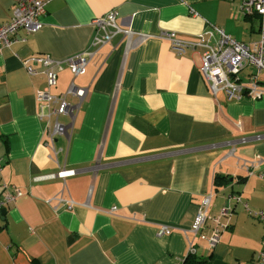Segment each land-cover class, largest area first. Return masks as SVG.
Segmentation results:
<instances>
[{"label": "crops", "instance_id": "1", "mask_svg": "<svg viewBox=\"0 0 264 264\" xmlns=\"http://www.w3.org/2000/svg\"><path fill=\"white\" fill-rule=\"evenodd\" d=\"M12 8L13 0H0L1 24ZM111 10L133 36L114 35L83 75L57 74L52 95L71 83L86 92L69 134L49 149L35 100L45 79L29 76L22 62L89 50L92 20ZM40 22L38 32L20 30L0 48V183L20 192L0 212V264H182L189 251L183 231L209 193L204 235L222 208L232 215L220 219L226 227L214 248L195 239L194 254L214 264H254L264 224L246 208L264 211V95L213 97L200 76V50L176 56L159 36L189 41L212 25L249 44L258 39V16H241L239 0H52ZM259 80L264 89V73ZM66 102L77 100L67 95ZM70 170L73 176L47 177ZM58 195L74 207L62 208ZM160 226L170 235L158 237Z\"/></svg>", "mask_w": 264, "mask_h": 264}, {"label": "built area", "instance_id": "2", "mask_svg": "<svg viewBox=\"0 0 264 264\" xmlns=\"http://www.w3.org/2000/svg\"><path fill=\"white\" fill-rule=\"evenodd\" d=\"M52 0H13L12 17L7 23H0V48H8L14 43V35L23 30L26 35L38 32L42 26L40 18L45 14L46 6ZM239 13L241 16L256 15L259 18L258 39L249 44L241 43L227 34L221 28L207 26L196 38L189 41H182L173 32H163L159 38L168 42L170 49L176 56H182L186 51L201 52L200 76L206 82L212 96L223 92L228 101L237 100L245 96L251 100H258L264 95L259 77L264 73V0H239ZM117 13L111 10L100 18L92 20L94 36L90 43V49L81 54L72 56L63 61H56L48 56H33L22 62V65L29 76L41 74L45 79V89L38 91L35 95L38 104V120L44 121L46 136L50 143L48 148H53V141L56 136H67L72 125L76 110L85 96V90L70 84L69 90L61 95H52L50 89L56 86L57 74L67 69L73 79L85 72L88 63L96 53L110 42L114 35L120 33L127 42L133 36L130 28L122 29L117 24ZM139 41L149 38L147 35H138ZM249 73L242 78L245 70ZM67 95L74 97L77 103L71 105L66 102ZM65 116L69 119L67 124H61L59 117ZM257 164V160H255ZM74 171H60L48 178H65L73 176ZM20 195V192L4 183H0V212L12 204ZM212 194L209 193L202 198L197 209L191 227L184 232L188 240V253L194 254V241L200 239L205 242L208 250H212L218 242L221 229L226 227L220 223L221 218H229L232 209L227 206L221 209L220 216L213 220V228L210 235H204L203 229L208 220V210ZM229 200L239 202V198L229 196ZM58 205L65 210H71L74 203L68 199L63 200L61 195L54 198ZM57 205V206H58ZM114 211V208L111 212ZM249 216L264 224V211L252 212L246 208ZM171 230L166 226L157 229L158 237L170 235ZM254 264H264V239L260 243V250L257 253Z\"/></svg>", "mask_w": 264, "mask_h": 264}, {"label": "trees", "instance_id": "3", "mask_svg": "<svg viewBox=\"0 0 264 264\" xmlns=\"http://www.w3.org/2000/svg\"><path fill=\"white\" fill-rule=\"evenodd\" d=\"M222 178L215 176L214 184H217L218 181H221ZM182 264H214L211 260V257H200L195 254H187L183 259Z\"/></svg>", "mask_w": 264, "mask_h": 264}, {"label": "water", "instance_id": "4", "mask_svg": "<svg viewBox=\"0 0 264 264\" xmlns=\"http://www.w3.org/2000/svg\"><path fill=\"white\" fill-rule=\"evenodd\" d=\"M2 214H4V212L1 211Z\"/></svg>", "mask_w": 264, "mask_h": 264}]
</instances>
